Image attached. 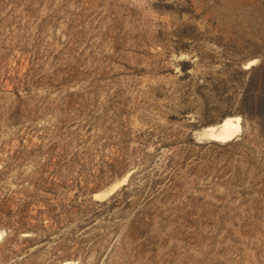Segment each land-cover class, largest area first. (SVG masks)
I'll return each mask as SVG.
<instances>
[{
    "label": "rangeland",
    "instance_id": "1",
    "mask_svg": "<svg viewBox=\"0 0 264 264\" xmlns=\"http://www.w3.org/2000/svg\"><path fill=\"white\" fill-rule=\"evenodd\" d=\"M0 264H264V0H0Z\"/></svg>",
    "mask_w": 264,
    "mask_h": 264
},
{
    "label": "bare ground",
    "instance_id": "2",
    "mask_svg": "<svg viewBox=\"0 0 264 264\" xmlns=\"http://www.w3.org/2000/svg\"><path fill=\"white\" fill-rule=\"evenodd\" d=\"M235 127L232 125V122L225 121L222 125V131L219 133L222 136H228L234 133Z\"/></svg>",
    "mask_w": 264,
    "mask_h": 264
}]
</instances>
